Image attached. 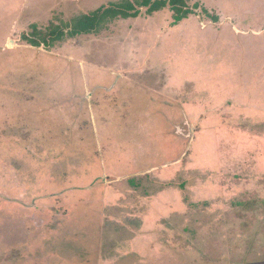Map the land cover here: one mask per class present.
<instances>
[{"label":"rangeland","instance_id":"obj_1","mask_svg":"<svg viewBox=\"0 0 264 264\" xmlns=\"http://www.w3.org/2000/svg\"><path fill=\"white\" fill-rule=\"evenodd\" d=\"M141 1L0 0V264H264V0Z\"/></svg>","mask_w":264,"mask_h":264},{"label":"trees","instance_id":"obj_2","mask_svg":"<svg viewBox=\"0 0 264 264\" xmlns=\"http://www.w3.org/2000/svg\"><path fill=\"white\" fill-rule=\"evenodd\" d=\"M128 8L131 10H124V6L120 5V7H109L105 10H100L95 12L91 15L80 17L79 19L75 20L71 29V35H79V34H88L93 33L96 29L100 26V20L104 16H111V17H122V18H130V17H137L140 15V9L137 8V5L127 2ZM139 6L149 8L150 12H156L162 10L163 8L170 6L173 12L175 13V21L180 22L183 19L188 18L190 14H193L192 10L188 8L187 0H142L139 2ZM65 30L62 28H54L53 32L47 34L46 38L41 42L33 41V46H47L50 47L51 44L55 41L61 40L65 36Z\"/></svg>","mask_w":264,"mask_h":264}]
</instances>
